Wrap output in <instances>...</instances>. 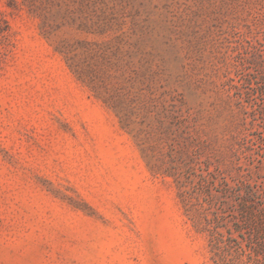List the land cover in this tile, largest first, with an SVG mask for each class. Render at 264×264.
<instances>
[{
    "label": "rangeland",
    "instance_id": "rangeland-1",
    "mask_svg": "<svg viewBox=\"0 0 264 264\" xmlns=\"http://www.w3.org/2000/svg\"><path fill=\"white\" fill-rule=\"evenodd\" d=\"M0 264H264V0H0Z\"/></svg>",
    "mask_w": 264,
    "mask_h": 264
}]
</instances>
